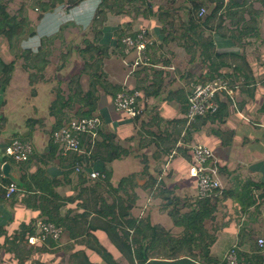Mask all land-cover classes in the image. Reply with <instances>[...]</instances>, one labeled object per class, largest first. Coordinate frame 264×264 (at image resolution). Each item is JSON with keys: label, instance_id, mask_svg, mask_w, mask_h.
Returning a JSON list of instances; mask_svg holds the SVG:
<instances>
[{"label": "crops", "instance_id": "1", "mask_svg": "<svg viewBox=\"0 0 264 264\" xmlns=\"http://www.w3.org/2000/svg\"><path fill=\"white\" fill-rule=\"evenodd\" d=\"M80 1L81 8L87 10L94 5L96 7L99 2ZM143 5L141 13L129 14V34L141 29L150 33L154 40L150 55L155 67H144L130 73L124 64V57L119 58L120 56H116L117 59L111 57L105 63V72L110 83L126 90L140 89L142 95L140 100L142 113L139 118L131 120L116 113L111 97L100 93L96 114L103 120L101 131L115 134L118 144L133 151L128 157L110 164L109 169L112 171L110 182L116 188L119 184H114L117 168L121 170L120 173L124 172L123 166L127 171L129 169L131 172L125 176L120 174V179L136 175L138 199L131 210V215L142 219L143 216L140 215L145 210L144 201L146 200L145 203L152 201V206L146 208L149 209L148 213L145 212L151 224L164 228L173 236H179L182 229L176 227L169 216L172 206L165 205L161 197L152 196L143 188L147 176L143 175L144 165L142 167L137 159L138 154L147 157L149 167L152 163L164 160V170L168 168L171 170L168 174H171L173 180L180 181L179 184L176 183L178 186L173 187L170 182L166 183L165 173L159 174L158 177L151 168L149 171L159 182L164 180L166 183L164 189L174 191V197L182 199V195L186 193L196 196V181L189 175L188 148L197 143L206 145L217 155L224 190V195L220 196L217 202L213 218L205 222V228L210 234H214L216 239L210 248V256L222 261L224 253L232 245H237L241 254L264 259V247L259 248L257 245L258 239L264 240V0H205L208 16L212 15V18L202 26L203 37L213 40L214 53L226 56L215 59L218 63H224L217 72L220 76H216L226 79L234 87L235 102L231 103L227 98H223L222 101L226 100L227 106L222 112V119L197 121L187 133L182 121L184 105L194 84L191 81L209 78L211 61L203 63L200 56L202 48L196 43L195 35L191 31L186 32L187 28L185 30L175 28L182 23H188L189 2L147 0ZM215 9L216 14H212ZM91 18V15H87V23ZM110 29L107 34L112 35L113 28ZM102 31L104 33V30ZM156 81H159L161 87L159 94L153 96L150 95L152 87L149 86ZM6 94L8 92L4 96ZM38 99L37 94L30 101L29 107L18 104L20 109L22 108V121L18 122L20 117L16 116L13 123L9 120V125L6 124L4 129L0 128L1 156H4V149L14 135L20 136L26 130L25 121L28 117L42 119L43 125L54 122L50 121L54 119L48 116V107L54 99V94L45 99V112L42 105H34ZM27 108H31L30 113H23ZM2 114L1 112L0 117L3 118ZM155 125H159V130L161 128L164 133L163 141L177 139L176 143L171 144L173 150L170 153L176 152L171 159V154L165 153L156 160L150 140L138 137L141 128L145 130L146 135H150ZM44 129L43 126L32 132L34 157L29 164L30 173L45 167H54L58 172L68 163L69 156L61 155L59 150L52 160L47 159L52 138L50 132L44 134ZM141 139H145L147 143L139 149ZM162 145L168 144L161 142L159 149ZM185 149L187 151H184ZM176 159L179 165L174 166ZM12 174L18 178V168L15 165ZM60 175L58 178L61 179L62 185L57 188V192L64 200V206L60 209L59 215L68 219L67 225L73 232L66 230L60 240H48L40 246H29L25 240L24 247L25 250H29V254L26 256V253H23L21 258L2 250L0 264H79L85 258L92 264H107L94 251L95 243L104 247L118 264H130L99 227L104 220L93 213L89 197L83 192L88 185L78 182L74 174L67 178ZM118 195L126 197L123 192H119ZM255 197H258V203H254ZM180 207L182 212L187 211L184 205ZM42 218L39 212L25 207L20 199L0 202V244L4 243L6 235L12 236L21 225ZM150 261L152 264H197L185 255L176 260L155 257L150 258L148 263Z\"/></svg>", "mask_w": 264, "mask_h": 264}, {"label": "trees", "instance_id": "2", "mask_svg": "<svg viewBox=\"0 0 264 264\" xmlns=\"http://www.w3.org/2000/svg\"><path fill=\"white\" fill-rule=\"evenodd\" d=\"M69 1L71 2V0ZM58 2L59 5L63 3L65 4V0H58ZM80 2V0L76 1V3L71 4L69 8L80 6ZM136 2H138V0H129V5H133ZM105 3L106 0H99L96 11H98V8L104 6ZM42 6L43 13H48L51 10L53 11L55 8L54 5H52V7L49 6L50 8H48V4H42ZM205 7V0H190L187 8L189 21L186 32L191 31L195 35L197 41L196 43L202 48L200 56L202 57L203 63L211 61L208 71L209 78L201 81L214 80L217 76H220L217 72L222 66H224V63H218L215 59H222L226 57L218 53H214L213 40L203 37L202 26L206 21L212 18V15L208 16V11ZM202 8L206 10V13L203 17H199L198 14ZM216 12L217 10L215 9L212 14H216ZM24 25V21L18 20L16 16H10L9 14L0 11V36L7 39L9 49L11 53H14V56L17 54V50L19 51L20 49V43L24 40L22 39V34L25 31L23 29ZM102 32L103 31L100 30L101 35ZM30 36H34V33H31ZM121 37H119L118 45L122 48V44L120 42ZM183 37L184 35L182 38ZM87 46L88 48L80 49V51L82 53L86 51H97L101 53V51L107 52L109 49L108 45L101 42L100 37L95 38L94 44H89ZM121 56L124 57L123 50ZM18 57L20 58V55H16L15 58L17 59ZM84 59L88 62L86 58ZM99 62L100 61L98 60L95 61L97 65L90 74L92 80L90 89L86 91H82L80 89L78 91H73V94L68 95L67 97H65V94H63L60 89H56V91H54L55 97L50 102L48 107V116L54 119V124L50 134L61 128L63 123L74 118H89L97 115L96 112L98 110V104L101 96L99 91H102L105 95H109L112 99L117 93L125 90V88H122L121 86H116L110 83L108 77L106 79H102L100 75H97V71L103 70V65L102 63L100 65ZM14 70L15 61L5 63L2 59H0V101L2 98L1 96H3L10 84ZM149 87H152L151 93L149 92L150 95L157 96L159 94L161 87V85L159 86V81L154 82ZM78 101L81 105L79 111L75 114L76 116L66 119L64 112L69 108H72V105ZM226 103L227 101L219 102V109L216 114L200 118L197 121H216L222 119L223 116L221 117V115L224 107L227 106ZM1 105L2 102L0 103V106ZM184 106L185 114L187 110L186 103ZM1 121L2 117H0V126ZM39 123L42 124V119L28 117L25 121V128L28 130L27 136H19L18 134H15L13 138H20L22 140L31 141L32 143L33 128L40 125ZM182 123L185 127V119ZM190 127H185L186 133ZM80 140L84 153L80 155H64L69 156L67 158L68 163L58 172L54 169V167H45L38 168L34 173H30L29 164L34 155H32L26 162L16 163L5 155L1 156L0 153V202H13L20 199L21 203L25 207L39 212V216L43 217L42 219L45 221L54 223L55 225L63 228L64 231L69 230L70 232H73L69 225H67L68 219L59 215L60 209L64 206V200L58 194L57 188L62 185L61 179L58 178L59 174H61L60 176L64 178L74 174L77 176L78 182L88 185L85 189H83V192L89 197V202L91 203L90 205L93 207L92 210H94L93 213L99 216V219L104 220L99 227L107 234L113 245L123 254L130 264H152L151 261L149 263L148 261L150 258L155 257L176 260L181 255H185L186 257L193 259L197 262V264H225L223 260L221 261L210 256V248L216 239L215 235L210 234L205 228V222L207 220H211L214 216L217 208V202L220 197L214 199H197L195 196L190 204H187L185 203L186 201H183V199L172 196L170 191L158 190L159 194L156 193V196L161 197L164 200L165 205L172 206V209L169 211V216L174 225L182 229L179 236H173L164 228L158 225H152L147 217L137 219L131 215V210L135 206L138 199L136 194V175L133 174L123 177L116 188H114L110 182L112 171L107 166L115 160L128 157L133 151L116 143L115 134H105L102 131L99 132V139L93 143L87 136H82ZM51 142L52 143L49 145L50 153L47 157L48 160H52L53 156H55L58 152L57 145H55L52 140ZM170 142L176 143L177 139H172L167 142L163 141V143L167 144H170ZM170 147L171 148H161V153L165 154L166 152H171L173 147L171 145ZM59 153L63 155L62 152L59 151ZM153 156L154 158L158 157L155 153ZM143 161V175L147 176L146 185H144L143 188L148 190L152 196H155V192L160 187V182L156 176L150 173L149 160L144 159ZM4 163H11L18 168V178L15 183L17 191L11 199L5 198L6 187L10 185L12 181L4 177L2 174L1 167ZM96 163H99V165H96ZM77 167L81 168L80 172H76ZM90 171H98L103 174L104 177L92 180L87 175ZM130 190L131 192H129ZM254 190L255 189H253L252 192ZM119 192L125 193L126 197L119 196ZM104 195H108V197H105ZM222 195H224V190L222 191ZM181 205H184L188 211L182 212L180 209ZM96 206L98 208H96ZM34 223L35 222L23 224L12 236L6 235L4 243L0 244V251L4 250L8 253L19 256L20 258L23 253H26L27 256L29 254V250H25L24 242L27 236L35 234ZM131 231L132 233H130ZM93 248L107 264H118L113 259V256L99 243H95ZM239 254L245 257L250 264H264V259L261 257H249L241 253ZM79 264L92 263L85 258L81 260Z\"/></svg>", "mask_w": 264, "mask_h": 264}, {"label": "rangeland", "instance_id": "3", "mask_svg": "<svg viewBox=\"0 0 264 264\" xmlns=\"http://www.w3.org/2000/svg\"><path fill=\"white\" fill-rule=\"evenodd\" d=\"M76 1L78 0H71V2L65 0L64 6L62 4L59 5L58 0H0L1 12L9 14L10 16H16L18 20L24 21L25 24L23 27L25 31L22 34L24 42L22 41V43H20V49L19 51L17 50L16 54L20 55V58H15L16 55L14 56V53H11L7 39L0 36V59L6 63L15 61V70L12 74L10 84L3 96H1L0 103L2 102V105L0 106V115L1 112L3 113L0 126L1 129H4L6 124L9 125V122L13 123L16 116L20 117L18 122L22 121V108L20 109L18 104L24 105L23 107H29L30 101L37 94L39 95V99L34 105H42L44 111L45 99L51 96L52 93L55 97L54 91H56V89H60L63 94H65V97L73 94V91H78L79 89L82 91L90 89L92 84L90 74L97 65V63H95L96 60L100 61V65L101 63L103 65V70L97 71V75H100L102 79H106L108 77L105 72L106 61L111 57H113V59H117L116 56H120L119 58L122 57L121 54L123 49L119 47L118 40L119 37L129 34V14L137 15L141 13L142 2H146L147 0H138V2L133 5H129V0H106L105 5L98 8L99 12L96 11L98 4L96 7L94 5L93 8H89L88 10L81 8L82 4L75 8H69L71 4L76 3ZM182 2L187 1L181 0V3ZM42 4H48V8L54 5L55 8L53 11H49L50 14H47V12L43 13ZM87 15L92 16L88 23L86 19ZM187 27L188 23H182L181 26L177 25L175 28L185 30ZM110 28H113L112 35L107 34L111 31ZM100 30H104L102 35L100 34ZM31 33H34V36L31 37ZM96 37H100L102 43L109 44L108 51H101V53L97 51H86L82 53L80 49H86L88 48L87 45L94 44ZM84 58H86L88 62H86ZM127 61H129V58ZM201 80L202 79L192 80L191 82L195 84V82ZM6 92H8V94L4 96ZM99 92L102 93V91ZM80 105L79 101L74 103L72 108L64 112L65 118L69 119L75 117V114L80 109ZM30 110L31 108H27L23 110V113H30ZM114 112L113 110V113ZM149 120L151 121V119ZM155 122L156 120H154V123ZM53 124L54 122H49L44 125L40 124L37 125L39 128L34 127L33 130L41 129L44 126V134H49ZM152 130L150 135H146L144 133L145 130L141 128V132L138 131V137L139 139L140 137H144L150 140L152 150H155V155L158 156L155 158L159 160L160 156L163 154L161 153L162 149H159V145L161 142L163 143L165 137L163 136L164 133L161 131V128L159 130V125H155ZM102 132L105 134H113L106 131ZM27 133L28 130L26 129L22 132V136H27ZM145 139H141L139 149L147 143ZM115 142L118 143L116 140ZM171 144L173 143L170 142L168 145H162V148H171ZM184 151H187V149ZM184 151L182 152L187 156ZM166 153L168 154V152ZM169 154L171 153L169 152ZM138 155V158H134H137L143 167V160L147 159V157L143 154ZM138 160H136V162ZM178 163L179 161L176 159L174 166L179 165ZM110 164L107 166L108 168ZM164 164V160L158 161L157 163H152L150 168L158 177L165 173L166 183L170 182V185H173V187L178 186L176 183L179 184L180 181L171 178V174H168L171 170L168 168L165 171L163 168ZM96 165H99V163H96ZM123 169L124 172L120 173L121 170L117 168L114 184L120 182V174H122L121 176H125L128 172H131L129 169L127 171L124 166ZM167 178L169 179L168 181ZM166 183L164 180L160 181V187L155 192V196L159 194L158 190L170 191L163 188ZM144 185H146V183ZM170 192L172 196L175 195L174 191ZM191 195L186 193L182 195L181 198L183 201H186L185 203L190 204L195 194ZM145 202L146 200L143 203L144 207L141 206L145 209L140 215L141 217L143 216V218L147 216L145 212L147 210L149 211V209L146 210V208L152 206V201L148 203Z\"/></svg>", "mask_w": 264, "mask_h": 264}, {"label": "built area", "instance_id": "4", "mask_svg": "<svg viewBox=\"0 0 264 264\" xmlns=\"http://www.w3.org/2000/svg\"><path fill=\"white\" fill-rule=\"evenodd\" d=\"M185 1L189 2L190 0ZM205 13L206 10L202 8L198 15L203 17ZM120 42L124 53V64L130 73L144 67H155L150 55L154 40L147 30L141 29L134 34H126L121 37ZM129 57L130 60L127 61ZM234 92V87L221 77L193 84L187 96V110L184 114L185 127H190L200 118L216 114L219 109V102L223 98H227L229 102L234 103ZM141 97L139 90L125 89L112 98V105L116 113L133 120L142 113L140 107ZM102 127L103 120L98 115L89 118H74L63 123L58 130L53 131L51 138L63 155H80L84 153V149L81 147V137L87 136L93 143L99 139V132ZM33 153V144L20 138H12L4 149V155L16 163L28 161ZM175 153V151L172 152L170 159ZM188 154L190 157L189 175L196 181V198L214 199L220 197L223 186L220 178V165L215 151L206 145L197 143L189 146ZM80 171L81 168L77 167L76 172ZM87 175L92 180L104 177L98 171H90ZM16 191V184L12 182L6 187L5 198L11 199ZM254 201L258 203V197H255ZM34 227L35 234L26 237V243L29 246H40L48 240L58 241L64 233L63 228L44 219L36 220ZM257 245L259 248H263L264 240L258 239ZM239 253V247L232 245L224 253L222 260L225 264H250Z\"/></svg>", "mask_w": 264, "mask_h": 264}, {"label": "water", "instance_id": "5", "mask_svg": "<svg viewBox=\"0 0 264 264\" xmlns=\"http://www.w3.org/2000/svg\"><path fill=\"white\" fill-rule=\"evenodd\" d=\"M2 174L4 177L10 179L12 182L16 183L17 178L13 176V165L10 163H4L2 166Z\"/></svg>", "mask_w": 264, "mask_h": 264}]
</instances>
